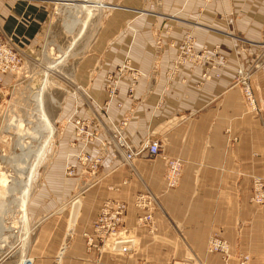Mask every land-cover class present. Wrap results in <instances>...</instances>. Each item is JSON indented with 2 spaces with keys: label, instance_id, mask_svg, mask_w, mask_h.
<instances>
[{
  "label": "crops",
  "instance_id": "1",
  "mask_svg": "<svg viewBox=\"0 0 264 264\" xmlns=\"http://www.w3.org/2000/svg\"><path fill=\"white\" fill-rule=\"evenodd\" d=\"M49 2L0 0V41L21 57L33 51L46 33ZM103 7L86 50L57 86L60 95H50L53 160L42 166L28 196L23 256L32 264H137L144 258L169 264L196 254L205 264H221L219 255L205 251L215 231L228 242L232 262L244 252L250 264H264V204L250 201L252 179L264 180V0H108ZM187 33L193 52L203 54L197 63H177ZM124 64L138 75L120 74ZM240 65L253 72L255 109L234 85ZM118 75L110 98L109 76ZM76 119L98 139L83 145ZM109 120H125L122 132L134 147L159 140L161 153L144 152L127 163L110 141ZM81 151L102 153L95 176L77 160ZM166 158L183 163L174 188L166 185ZM67 164L74 175L66 174ZM146 190L158 202L152 232L137 224L141 211L133 203ZM107 200L126 202L127 212L124 226L97 248L98 238L89 245L85 234ZM4 248L0 261L9 240Z\"/></svg>",
  "mask_w": 264,
  "mask_h": 264
},
{
  "label": "rangeland",
  "instance_id": "2",
  "mask_svg": "<svg viewBox=\"0 0 264 264\" xmlns=\"http://www.w3.org/2000/svg\"><path fill=\"white\" fill-rule=\"evenodd\" d=\"M84 1H87V3ZM65 2H71L73 5L67 6ZM106 2H108V0H50L47 29L40 45L36 46L33 51H30L29 53L27 52L23 55L22 67L18 71L9 73L10 76L8 81L4 82L3 80V88L0 93V171H9L11 163H17V160L24 159V156H28L30 160L29 169L31 174L29 172L26 173V175L30 176L29 190L25 199L26 202L32 186L37 180L39 172L43 168L42 166L51 163L53 160L51 155H53L52 151L55 145L52 138L54 126L51 124L48 117L49 113L51 114L55 111L52 105H50L51 107L49 106V104H51L50 98L52 102H54L55 99L53 96L50 97V95H60V89L57 86L62 80L66 79L71 71L72 64L76 62V58L80 57L82 52L86 50L87 36L93 30L96 31L99 22L103 19L104 10L106 9L103 6ZM61 4L65 5L66 8H60ZM71 21L75 24L69 29L66 24ZM250 80H252V75ZM39 89L41 91L43 104L42 114H44L50 122V133L43 132L42 134V131L39 130V126L37 127L36 125L38 122V114L35 110V103L31 96ZM30 91L33 92L30 93ZM20 121H22L21 123H24V125H21ZM26 136L27 139H25ZM17 137H20L19 139L21 141H19ZM22 140L24 141L22 142ZM30 140L31 142H29ZM27 146L29 148H27ZM41 146H43L41 153L39 157H36L35 153H38ZM31 147H33L35 151ZM30 151L33 153H31L29 157ZM3 194V192L0 193V223L10 222L11 218H13L17 223V228L14 232V237H10L7 239V242H3V244H7L9 240L10 248L9 253L0 261V264H19V262L22 263L21 257L24 255L28 234L27 231L29 228L26 213L27 203L25 211L23 212L18 208H15L16 196L18 194H14L13 197L10 196L8 198ZM5 199L7 200L5 201ZM12 199H14L13 202H11ZM24 215L26 217L25 219ZM146 229L149 232L153 231V228ZM5 235H8V233L5 232ZM219 238L227 243L228 256L220 254L217 250L211 248V242L214 243V241ZM6 249L7 247L4 248V251ZM205 251L207 254L219 255L221 258V264H239L241 256L247 255L244 252L236 253L234 256L236 260L232 262L228 242L215 231L209 233ZM143 263L153 264L145 258L140 260L137 264ZM169 264L205 263L201 261L196 254H192L189 258L183 260L173 259ZM248 264H250L249 261Z\"/></svg>",
  "mask_w": 264,
  "mask_h": 264
},
{
  "label": "built area",
  "instance_id": "3",
  "mask_svg": "<svg viewBox=\"0 0 264 264\" xmlns=\"http://www.w3.org/2000/svg\"><path fill=\"white\" fill-rule=\"evenodd\" d=\"M204 2H209L211 0H203ZM178 58L177 63H184L186 61H191L197 63L203 58V54L193 52V38L191 34L187 33L184 35L183 40L178 46ZM23 65L21 55L10 45L8 41H0V93L3 88V76L5 74L13 73L18 71ZM129 70L134 76L138 75V72L127 64H124L120 68V74ZM251 70H245L241 65L238 66L236 71V77L234 85H238L244 96L245 102L250 109L256 108V100L254 92L251 85L250 77L252 75ZM110 83L107 85V92L109 97H114L116 95V85L120 76H109ZM130 90H132L130 88ZM108 125V131L110 141L113 147L123 154L124 159L127 163H130L134 158L141 156L144 152L148 154L149 157L153 158L161 153V144L157 139L146 140L137 147H134L125 139L123 135V127L125 125V120H121L118 123L110 121ZM74 124L77 130V136L79 141L83 145H87L89 142L98 139V133L96 131L89 130V124L86 121H81L80 119L74 120ZM102 159V153L96 156H91L86 152H79L77 154V160L85 168V171L90 175L95 176L97 174L98 166ZM183 163L180 158H167L165 179L168 188H174L177 186L180 176L182 173ZM66 174L74 175L75 170L70 164L66 165ZM250 201L255 204H264V180L261 177H254L252 179V188ZM134 206L137 207L141 214L137 216L136 222L138 225L153 228V212L158 205L157 197L149 190L137 192L134 196ZM127 212V204L123 201L118 200H107L105 201L100 212L93 224V229L90 234H85L87 237V243L89 245H94L93 238L97 237L99 244L105 241L108 234L116 232L122 226H124V216ZM96 243L95 245L100 247ZM211 248L217 250L220 254L227 255L228 245L222 239H217L214 243L211 242ZM228 256V255H227ZM22 263L19 264H32V259L28 256L21 257ZM20 260V261H21ZM248 255H243L240 258L239 264H248ZM149 264V263H143Z\"/></svg>",
  "mask_w": 264,
  "mask_h": 264
},
{
  "label": "bare ground",
  "instance_id": "4",
  "mask_svg": "<svg viewBox=\"0 0 264 264\" xmlns=\"http://www.w3.org/2000/svg\"><path fill=\"white\" fill-rule=\"evenodd\" d=\"M90 1V0H89ZM85 3H87V1H84ZM63 3V2H62ZM74 3V2H73ZM96 3V2H95ZM65 4L67 6H71L73 5L71 2H65ZM85 5V4H84ZM66 8L65 5L61 4V7L60 8ZM81 9V8H80ZM73 10V9H72ZM32 97V100L34 101L35 103V110L37 112V127L39 126V130L42 131V134L43 132L47 133L51 131V126L48 122V120L46 119L45 115L42 114V101H41V93L37 90L36 92L33 93V95L31 96ZM31 99V98H30ZM36 116V115H35ZM16 118V117H15ZM19 120V118H18ZM22 121H20L21 123ZM16 123V122H15ZM24 125V123H21V125ZM16 127V125H15ZM36 127V128H37ZM18 130V129H17ZM33 130V129H32ZM35 130V129H34ZM37 130V129H36ZM15 131V129H14ZM26 131V130H25ZM19 133H22V132H19ZM18 133V134H19ZM35 133V132H33ZM37 133V132H36ZM24 134V133H22ZM21 134V135H22ZM32 134V133H31ZM39 134V132H38ZM20 135V134H19ZM41 135V134H40ZM39 135V136H40ZM28 136V134H27ZM27 136L25 137V139H27ZM23 137V136H22ZM20 137H17V139H19ZM34 138V136H33ZM38 138V137H37ZM36 138V139H37ZM30 139V138H29ZM35 139V140H36ZM42 140V139H40ZM18 141V140H17ZM19 141H21L19 139ZM24 140H22L23 142ZM34 141V139H33ZM37 141V140H36ZM31 142V140L29 141ZM21 143V142H20ZM23 144V143H22ZM31 144V143H29ZM27 145V143H26ZM25 146V144H24ZM34 147V146H33ZM33 147H31L33 149ZM36 147V146H35ZM27 148H29L27 146ZM43 146H41V148H39L40 150H38V153L36 152L35 153V156L36 157H39L40 153H41V150H42ZM34 150V149H33ZM35 151V150H34ZM27 152V151H26ZM33 153L30 151L29 153V157H30V154ZM25 155V154H24ZM11 157V156H10ZM21 157V156H19ZM12 159V158H10ZM16 160V159H14ZM29 164H30V160L27 157L24 156V159H19L17 160V163H11V168L9 171L5 172V171H0V191H2L4 194V196L6 198L8 197H13L14 194H18L15 198H16V207L15 208H18L19 210L21 211H25V206H26V196H27V192H28V187H29V178L30 176L26 175V173H30V169H29ZM15 176H14V175ZM31 174V173H30ZM168 188V187H167ZM0 192V193H2ZM2 196V194H1ZM14 198V199H15ZM3 199V198H2ZM11 202H13V200ZM4 200V199H3ZM7 199H5L6 201ZM10 205V204H9ZM14 207V206H13ZM12 209V208H11ZM15 211V210H14ZM18 211V210H17ZM16 211V212H17ZM22 214V213H21ZM22 216V215H21ZM16 218V217H15ZM25 215H24V219H25ZM16 221L15 219L11 218L10 222H1L0 223V250L4 248L5 244H3V242H7V239L10 238V237H14V232L17 228L16 226ZM5 232L8 233V235H5ZM7 245V244H6ZM27 264V263H26Z\"/></svg>",
  "mask_w": 264,
  "mask_h": 264
},
{
  "label": "water",
  "instance_id": "5",
  "mask_svg": "<svg viewBox=\"0 0 264 264\" xmlns=\"http://www.w3.org/2000/svg\"><path fill=\"white\" fill-rule=\"evenodd\" d=\"M77 207H78V202L75 201L73 203V206H72V213H71L69 228L72 227V224H73V221H74V217H75V214H76ZM116 245H118L120 247V245L130 246L131 244H130V242H126V243L118 242Z\"/></svg>",
  "mask_w": 264,
  "mask_h": 264
}]
</instances>
